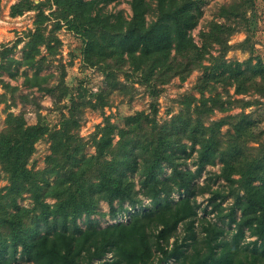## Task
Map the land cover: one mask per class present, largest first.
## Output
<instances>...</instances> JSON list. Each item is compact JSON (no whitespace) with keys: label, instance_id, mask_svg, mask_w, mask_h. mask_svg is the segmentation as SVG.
<instances>
[{"label":"trees","instance_id":"obj_1","mask_svg":"<svg viewBox=\"0 0 264 264\" xmlns=\"http://www.w3.org/2000/svg\"><path fill=\"white\" fill-rule=\"evenodd\" d=\"M119 1L17 0L11 13L23 6L37 8L27 41L28 62L38 44L50 46L42 27L46 3L55 5L56 17L84 37L85 60L99 64L105 73L132 74L151 87L176 75L184 78L204 65L209 44L218 43L225 50L223 35L232 30L226 23L214 21L201 33L200 44L190 33L203 0H128V16L122 9L103 8ZM221 13L242 17L241 5L225 4ZM242 64H227V75L220 71L217 76L233 85L236 94L251 89L264 96L263 69H258L257 77ZM204 90H198L199 97L190 95L192 100H185L181 111L163 122L157 121L155 108L143 115L128 114L118 124L106 119L97 126L91 140L94 152L89 154L74 131L78 120L72 112L63 114L54 129L40 122L26 123L22 115L9 112L0 131V164L8 180L0 193V264H91L94 260H99L96 264H264V143L252 154L251 147L239 144L237 132L222 138L220 126L234 115L209 118L215 108L225 107L219 94L206 96ZM232 100L249 102L240 97ZM44 133L50 136V152L45 167L35 170L27 166V159ZM115 135L118 138L113 140ZM193 150L197 151L196 170L182 165ZM215 158L221 162L217 175L226 180L228 191L209 188L210 200L221 211L224 207L217 198L232 196L218 218L228 217L227 224L233 225L229 229L199 215L194 196L200 168ZM165 166L170 171L163 174ZM24 192L29 193L31 206L15 201ZM139 193L150 204L128 211L126 221L77 224L79 216L89 217L97 210L99 200H106L115 216L125 209L124 201L140 204ZM47 196L55 201H47ZM246 231L254 238L246 239ZM171 258L174 263H167Z\"/></svg>","mask_w":264,"mask_h":264},{"label":"rangeland","instance_id":"obj_2","mask_svg":"<svg viewBox=\"0 0 264 264\" xmlns=\"http://www.w3.org/2000/svg\"><path fill=\"white\" fill-rule=\"evenodd\" d=\"M16 1L0 0V131L6 126L9 112L22 115L26 123L40 122L49 129L57 128L62 115L72 112L78 120V127L74 131L86 143L84 151L89 154L94 152L91 140L97 126L106 119L118 124L128 114L143 115L155 108L157 121L163 122L181 111L184 101L192 100L190 95L199 97L198 90L203 87L206 96L219 94L225 107L221 110L215 108L208 115L209 118L234 115L228 123L220 126L219 135L226 139L228 132H237L239 144L251 147L252 154L258 153L259 143H264V96L251 89L236 94L233 85L220 80L217 73L224 71L227 75L226 66L234 65V61H242V67L255 71L257 77L258 69L262 68L264 73V0L247 3L243 0H203L198 22L190 33L196 43L200 44L201 33L208 31L214 21L226 23L232 30L223 35L227 39L225 50L222 51L218 43L209 44L208 52L202 58L204 65L191 69L184 78L176 75L166 82L156 83L154 87L141 83L136 76L127 72L115 70L105 73L99 64L85 60L82 53L84 37L68 28L65 21L59 20L52 12L55 5L50 3L42 5L46 15L42 27L50 46L46 47L45 43L38 44V51L34 52L29 63L27 41L30 38L29 31L34 30L37 8L23 6L21 11L11 13V5ZM31 1L37 3L39 0ZM233 2L241 5L242 17H228L221 13L222 6ZM103 8L107 11L122 9L125 15L131 14L128 0L111 2ZM222 62L224 64H219ZM49 88L52 90L49 91ZM236 97L249 102L245 105L239 104L232 100ZM117 138L115 135L113 140ZM49 152L50 136L44 133L35 141L33 152L27 159V166L35 170L43 169ZM196 155L197 151L193 150L192 155L182 165L196 170ZM220 167L221 162L215 158L214 163H206L200 168L194 180L197 188L194 196L199 215L204 214L211 220H217L229 229L233 225L230 227L227 224L228 217L224 216L223 220L218 218L227 210L232 196L228 194L224 198L222 195L217 198L221 199L224 207L221 211L213 208L210 200L213 189H225L223 193L228 191L226 180L217 175ZM169 171L170 168L165 166L163 174ZM53 177L49 176V179L52 180ZM134 180L137 183V175H134ZM7 184L6 172L0 164V193L5 192ZM137 186L136 184L135 188ZM139 196L140 204L131 206L128 201H124L125 209L118 210L115 216H112L107 201L101 199L97 210L89 217L84 214L79 216L77 224L85 227L91 221L104 226L116 221H126L128 211L141 210L150 204L148 197L141 193ZM173 196L177 197L178 194L173 193ZM45 199L49 202L55 201L51 196ZM15 201L20 206L32 205L28 192L17 195ZM114 206H117L116 201ZM236 213L239 215V211ZM246 235V239L254 238L248 231ZM157 258L158 254L154 256V261ZM17 261L23 262L21 258ZM97 261L99 260H94L91 264H96ZM167 263H174V259H169Z\"/></svg>","mask_w":264,"mask_h":264}]
</instances>
